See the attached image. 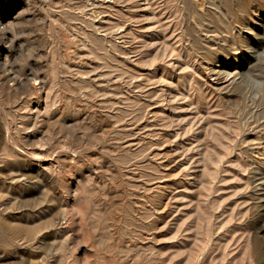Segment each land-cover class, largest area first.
Listing matches in <instances>:
<instances>
[{
	"label": "rangeland",
	"instance_id": "1",
	"mask_svg": "<svg viewBox=\"0 0 264 264\" xmlns=\"http://www.w3.org/2000/svg\"><path fill=\"white\" fill-rule=\"evenodd\" d=\"M0 264H264V0H0Z\"/></svg>",
	"mask_w": 264,
	"mask_h": 264
},
{
	"label": "bare ground",
	"instance_id": "2",
	"mask_svg": "<svg viewBox=\"0 0 264 264\" xmlns=\"http://www.w3.org/2000/svg\"><path fill=\"white\" fill-rule=\"evenodd\" d=\"M216 72V71H215ZM214 75V74H213ZM237 75V74H236ZM216 85L218 86H223V85H228L227 87H229L230 84H233L236 82L237 77L235 78L234 75L230 74V73H223L221 71L216 72L215 75L213 76ZM8 78V77H7ZM243 80V79H242ZM238 82V81H237ZM225 87V86H224ZM219 88V87H218ZM226 89V87L224 88Z\"/></svg>",
	"mask_w": 264,
	"mask_h": 264
}]
</instances>
